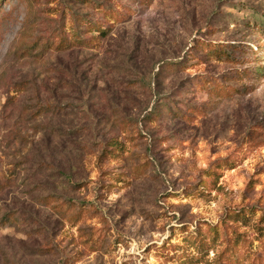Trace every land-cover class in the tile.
<instances>
[{
  "label": "rangeland",
  "instance_id": "obj_1",
  "mask_svg": "<svg viewBox=\"0 0 264 264\" xmlns=\"http://www.w3.org/2000/svg\"><path fill=\"white\" fill-rule=\"evenodd\" d=\"M116 1L133 15L97 46L44 55L71 15L93 19L86 0L2 5L0 264H221L231 246L264 264V0ZM203 42L246 62L162 75ZM247 68L233 98L189 85Z\"/></svg>",
  "mask_w": 264,
  "mask_h": 264
},
{
  "label": "trees",
  "instance_id": "obj_2",
  "mask_svg": "<svg viewBox=\"0 0 264 264\" xmlns=\"http://www.w3.org/2000/svg\"><path fill=\"white\" fill-rule=\"evenodd\" d=\"M12 0H0V14H2L0 19V25L4 21L3 10L2 7L7 5ZM83 1V0H81ZM86 5L88 8L94 11V14L91 16L93 19H86L76 14L71 15V32H67V24L63 22L60 24V27L56 28L55 31H52L49 36L44 37V41L40 46L41 55L57 52V53H66L68 51L74 49H89L97 46L103 39L107 38L109 35V31L112 29L114 23L125 22L127 18H129L132 14L131 9L127 6L122 5V8L119 9L116 7L114 3H118L120 6V2L113 0L112 3L98 2L97 0H86ZM120 4V5H119ZM3 5V6H2ZM106 25H110L106 27ZM258 29V28H257ZM264 46L258 47V51L255 53L257 55L264 54V50H262ZM232 48V49H230ZM235 49L241 50L237 46H231L229 43L225 42H203L196 45V51L191 53V56L186 60H180L177 62H165L162 64L163 74L166 75L169 73H175L177 71L186 70L187 67H192L193 63H205L204 60L211 59L219 62L230 63L233 65H237L240 63H245L246 60H240L234 57ZM232 50V51H231ZM233 53V54H232ZM237 71V76H232L230 74H224L221 77L210 76L208 73L201 74L192 79V82L189 83L191 88L202 90L209 94L212 98H233L235 94L241 93L240 89H237L233 86L226 84V82L233 80H241L245 78L251 77L250 71L247 69H233ZM165 73V74H164ZM256 74H261L264 76V66H258ZM253 78V77H252ZM247 88L244 87V91ZM164 106V107H163ZM162 107H157L155 111L149 114L153 118H149V121H153L159 119L165 115L164 113H171L174 109L173 105L164 104ZM178 112V111H177ZM180 113V112H179ZM128 119H125L127 121ZM115 146V147H112ZM117 144H112L109 146H104L102 149L101 157H107L115 153L118 150L116 147ZM111 148V149H110ZM114 148V149H112ZM226 163H230L225 161ZM231 167V166H230ZM214 172V171H212ZM214 174V173H213ZM61 196H47L40 199L41 203L46 206H51L54 204V207H58L61 210L65 209L64 206L67 205L66 202H60ZM72 207V208H71ZM73 205H70L66 208L67 214L69 211H74L76 209L73 208ZM84 207L80 209L77 208L75 214L73 216H77V218L83 212ZM241 213H237L239 216ZM235 245V244H234ZM231 251H229V256H227L225 262H221V264H239V257L237 254V250L230 247Z\"/></svg>",
  "mask_w": 264,
  "mask_h": 264
}]
</instances>
